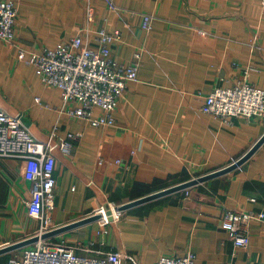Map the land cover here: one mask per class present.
Instances as JSON below:
<instances>
[{
	"label": "crops",
	"instance_id": "1",
	"mask_svg": "<svg viewBox=\"0 0 264 264\" xmlns=\"http://www.w3.org/2000/svg\"><path fill=\"white\" fill-rule=\"evenodd\" d=\"M13 1L18 42L31 51L53 48L82 29L84 41L94 45L96 31L105 29L121 33V43L111 47L118 64L140 54L137 81L127 83L112 122L94 127L71 114L77 103H66L60 88L46 85L18 59L17 47L0 39V107L21 115L38 139L55 131L57 141L72 144L70 154L54 150L52 227L87 218L100 206L110 215L112 207L120 211L128 202L222 169L264 133V116L224 121L199 111L215 88L246 80L264 90L259 0H113L119 13L104 0ZM143 15L153 18L149 31L141 28ZM100 114L94 109V116ZM70 133L81 135L68 139ZM24 166L0 156V248L40 229L41 220L27 211L32 182L23 177ZM225 210L264 215V142L222 176L126 208L106 227L98 218L47 238L80 245L78 253L90 258L118 252L123 264L128 256L155 264L186 252L199 264H264V216L250 222L249 244L242 249L220 226ZM34 243L0 253V264Z\"/></svg>",
	"mask_w": 264,
	"mask_h": 264
},
{
	"label": "built area",
	"instance_id": "2",
	"mask_svg": "<svg viewBox=\"0 0 264 264\" xmlns=\"http://www.w3.org/2000/svg\"><path fill=\"white\" fill-rule=\"evenodd\" d=\"M111 12H120L113 0H104ZM264 7V0H259ZM18 7L13 0H0V39L17 47L18 59L35 68L36 75L48 86L60 88L66 103H77L70 113L85 120L90 126H107L112 122V112L118 107L126 85L137 81L140 68L139 52L134 54L128 65L118 64L112 57V46L121 43V33L100 29L96 31L94 45L84 41V29L56 46L31 51L18 42L16 23ZM90 20V11H87ZM153 18L142 16L141 28L149 31ZM246 72L244 73V75ZM37 100H41L38 96ZM101 114L94 116V109ZM199 111L214 118L228 121L230 118L244 120L264 116V90L238 81L232 87L213 89L205 97ZM80 133H70L68 139L79 137ZM52 131L46 140L38 139L25 125L21 115H13L0 107V156L20 159L25 162L23 177L32 182L31 197L26 202L29 214L41 220L40 229L35 235L55 229L52 227L50 212L55 206L57 186L54 170L56 158L54 150L60 148L70 154L69 140H56ZM118 163V162H116ZM188 196V191H184ZM99 216V225L108 226L120 219L117 208L100 206L93 211ZM262 213L234 212L225 210L220 217V226L235 247L246 248L249 244V224L263 218ZM106 232V230H104ZM35 245L15 255L6 264H123L118 252L102 253L100 257L90 258L78 253L80 245L66 240L54 241L43 237ZM129 264H139L131 256L125 258ZM155 264H199L195 255L186 252L181 256L161 257Z\"/></svg>",
	"mask_w": 264,
	"mask_h": 264
},
{
	"label": "water",
	"instance_id": "3",
	"mask_svg": "<svg viewBox=\"0 0 264 264\" xmlns=\"http://www.w3.org/2000/svg\"><path fill=\"white\" fill-rule=\"evenodd\" d=\"M263 142H264V133L256 140L255 144L249 150H247L242 156H240L239 159H237V161H234L233 163L226 165L224 168L213 171V172H209L203 176L193 178L190 181H187V182H184L181 184H177L174 187H169V188L160 190L157 193L144 196V197H142V199H137V200L128 202L125 205L120 206L118 209L120 211H123V210H126V208L137 206L139 204H143V202L154 200V199H157L159 197L166 196L169 194H173V193L178 192V191L186 190L188 188H191L194 185H197V184L203 183V182H207L210 179H213V178H216L218 176H222L225 173L231 172V171L237 169L238 167H240V165H242L243 163H245L247 161V159H249L256 152V150L263 144ZM98 218H99L98 215L89 216L87 218H81V219L75 220V222H71L69 224L59 226L56 229L46 231L41 236L34 235V236L29 237V238H26V240L15 242V243H10L9 246L1 247L0 253L8 252L11 249L23 247V246L27 245L26 243L35 242L38 239L43 238V237H50V236L59 234L60 232L72 229L77 225L93 222L94 220H97Z\"/></svg>",
	"mask_w": 264,
	"mask_h": 264
}]
</instances>
